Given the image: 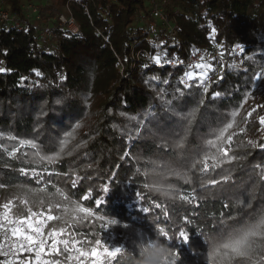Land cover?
<instances>
[{
    "label": "trees",
    "instance_id": "obj_1",
    "mask_svg": "<svg viewBox=\"0 0 264 264\" xmlns=\"http://www.w3.org/2000/svg\"><path fill=\"white\" fill-rule=\"evenodd\" d=\"M152 1L3 0L0 211L51 217L72 249L47 234L53 264H143L152 239L165 264H264V236L250 258L211 257L264 216V0H161L166 23Z\"/></svg>",
    "mask_w": 264,
    "mask_h": 264
},
{
    "label": "snow or ice",
    "instance_id": "obj_2",
    "mask_svg": "<svg viewBox=\"0 0 264 264\" xmlns=\"http://www.w3.org/2000/svg\"><path fill=\"white\" fill-rule=\"evenodd\" d=\"M215 31V29H213ZM155 63L157 65L161 64L160 57H154ZM247 59L251 61L253 58L251 56H248ZM4 69L0 68V72H3ZM37 75H40V73H37ZM260 76H264V71H261L259 73ZM63 79V77H61ZM167 83V81H165ZM187 86V85H185ZM59 102V101H58ZM192 119L195 117V113H189L188 114ZM192 119H189V124L191 125ZM261 123H264V118H261ZM79 127V125H77ZM66 136H70L71 133H66ZM231 139V137H229ZM21 143H25L24 141H21ZM32 147H36L35 144H33L31 141H28ZM63 143H67V140H65ZM177 147L183 146V141H181L180 144L176 145ZM13 152H9V156L14 155ZM221 155V153H217V156ZM50 162L55 159V157H48L47 158ZM212 159L215 161L216 156H213ZM216 165L214 164L213 167ZM209 165L207 163H204V168H208ZM257 168L260 166L257 165ZM22 174H27L26 170L24 168H21L19 170ZM35 174V173H33ZM173 175L179 176V173H171ZM260 179L264 180V169H261V176ZM215 183V181H213ZM184 200H188V197H183ZM239 204H241L244 208L250 207V201L245 202L244 200L238 201ZM8 205H5V208H7ZM79 208V205H76L72 211L75 212L76 209ZM67 211V209L65 210ZM144 211H147V209H144ZM48 219H52L49 217ZM4 223H0V229L4 232V243H0V254L5 257V264H17V261L14 259L17 255V253L20 252H26V253H32L35 252L37 264H53L51 261H43L41 259V254L44 249V245L46 243V239L41 231L43 221L36 224L34 227L31 225H27V221H20V220H11L8 218V213L4 214ZM116 220H111L110 224H115ZM223 223V221L221 222ZM31 228V234L28 233V229ZM11 232V236L8 234ZM161 233H164V229H160ZM49 237H51L52 240V248L51 251H57V248L55 245L57 243H60L63 245V251L69 252L72 249L69 248V242L67 240H60L57 241L56 235L53 233L48 234ZM181 236H184V233H180ZM257 236H264V216H261L260 219L254 223L248 226L245 230H242L234 239H230L228 243L223 244L221 247L214 248L211 257L213 259L219 257L221 260H232L235 257H241V258H250L251 256L255 255L256 248L254 247V238ZM15 237V239L13 238ZM97 244L99 242L97 241ZM116 251H119L117 249ZM114 253L112 252H106L105 255L111 256ZM99 255V254H97ZM69 259H73V257L69 256ZM261 259L264 260V255H261ZM19 264H23V261H20ZM99 264V262H98Z\"/></svg>",
    "mask_w": 264,
    "mask_h": 264
},
{
    "label": "built area",
    "instance_id": "obj_3",
    "mask_svg": "<svg viewBox=\"0 0 264 264\" xmlns=\"http://www.w3.org/2000/svg\"><path fill=\"white\" fill-rule=\"evenodd\" d=\"M163 1V0H162ZM161 0H155L152 1L150 4V13L152 14L153 17L158 18L160 21H162V23H166L167 19L164 13V8H163V4H162ZM26 10L27 12L31 13V14H37L40 11L39 5L36 3H28L26 6ZM68 12H69V7L68 5H66L65 8ZM6 20H13V21H17L16 16H14V14H12L11 12L8 11V9H5L3 7V0H0V22L6 21ZM57 22L59 25H63L66 28H68L69 30L72 31H77V26L74 22V19L72 17V15L69 13L68 15L64 14V13H59L57 15ZM147 55V53H145ZM138 55V53H137ZM200 58L199 53L190 56L188 62L189 63H193L194 61H198ZM8 213V218L11 220H20V221H27V225H31V226H35L36 224L40 223L41 221H43V225L41 228V231L44 235V237H47V231H46V225L48 223L47 219H38L35 217H32L28 220L23 219V218H19L14 216L11 212H9L8 210H2L0 211V223H4V214ZM11 236V232L8 233ZM27 234H31V228L28 229V233ZM15 239V237H13ZM0 243H4V232L2 229H0ZM23 253V252H20ZM17 253L16 257L20 254ZM34 253V252H32ZM15 257V258H16Z\"/></svg>",
    "mask_w": 264,
    "mask_h": 264
},
{
    "label": "clouds",
    "instance_id": "obj_4",
    "mask_svg": "<svg viewBox=\"0 0 264 264\" xmlns=\"http://www.w3.org/2000/svg\"><path fill=\"white\" fill-rule=\"evenodd\" d=\"M168 255V247L158 239H152L144 250L143 264H165Z\"/></svg>",
    "mask_w": 264,
    "mask_h": 264
},
{
    "label": "rangeland",
    "instance_id": "obj_5",
    "mask_svg": "<svg viewBox=\"0 0 264 264\" xmlns=\"http://www.w3.org/2000/svg\"><path fill=\"white\" fill-rule=\"evenodd\" d=\"M46 26H49V24L48 25H44L43 27L46 28ZM44 31H46V30L44 29ZM75 212H77V210ZM39 218L41 219V217H39ZM78 255H80V253Z\"/></svg>",
    "mask_w": 264,
    "mask_h": 264
}]
</instances>
